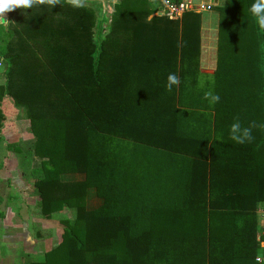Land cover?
<instances>
[{
  "label": "trees",
  "instance_id": "obj_1",
  "mask_svg": "<svg viewBox=\"0 0 264 264\" xmlns=\"http://www.w3.org/2000/svg\"><path fill=\"white\" fill-rule=\"evenodd\" d=\"M147 3L121 0L110 23L61 0L8 12L0 25V155L26 165L39 215L64 229L31 264H264L255 214L264 130L251 143L230 138L237 118L264 123L254 0L216 7L213 74L201 71L202 14L147 21L157 12ZM170 73L181 81L171 92ZM17 122L29 127L26 146ZM7 124L18 142L5 138Z\"/></svg>",
  "mask_w": 264,
  "mask_h": 264
},
{
  "label": "rangeland",
  "instance_id": "obj_2",
  "mask_svg": "<svg viewBox=\"0 0 264 264\" xmlns=\"http://www.w3.org/2000/svg\"><path fill=\"white\" fill-rule=\"evenodd\" d=\"M88 6L90 8L96 9L97 6H99V0H89ZM99 12L102 13L100 8H98L97 10V16L100 15ZM108 16H103L102 19L107 20L109 19ZM9 17H10L9 15L8 17L5 15V20L8 22H9ZM218 25H219V13L216 10L202 14V31H201V35H202L201 59L203 60L202 67L207 69L209 71L208 73L211 74L214 73L213 70L216 68L217 65ZM0 82H4V78H1ZM17 123H18L17 134L21 135L20 141L17 139L18 137L16 136V133H12V128L10 124L6 125L7 129H5L4 131V136L9 141L17 140V142L19 141L22 146H26L27 145L26 142L30 141L31 137L29 135L28 136L25 135L26 126L22 127L21 122L20 123L17 122ZM20 162L21 161L19 160V157H17L15 154L11 153L9 158H7V156L0 155V166L2 165V167L0 168V197L3 198L4 200H8L7 199L8 197L10 199L6 202L8 207L7 206L5 207L6 215L3 219V225L12 224L11 223L12 220L17 224H20V221L22 222L24 221L23 217L28 216V219H30V221H32L33 224L39 228L38 226L39 223H42L39 220H41L42 217L39 215V210L37 207L38 198L33 192L32 181L30 182L31 178L30 177L23 178L22 169L23 166L26 167V165L25 164L23 165ZM22 162L24 161L22 160ZM66 179L71 180L69 177ZM79 179H81V177L77 175V180ZM99 203L100 201L97 200L95 197H93L92 199H90V208L97 207ZM4 206L5 205H3L2 207L3 209ZM17 212H19V214L20 212H24V213L26 212L27 215H22L20 217H17L16 216ZM59 239L60 238L54 239V243H52V245L58 244ZM52 245L50 244L49 248L52 249L53 248ZM5 250H6L5 245L0 241V252H5ZM35 256L37 257V255L35 254L33 258Z\"/></svg>",
  "mask_w": 264,
  "mask_h": 264
},
{
  "label": "crops",
  "instance_id": "obj_3",
  "mask_svg": "<svg viewBox=\"0 0 264 264\" xmlns=\"http://www.w3.org/2000/svg\"><path fill=\"white\" fill-rule=\"evenodd\" d=\"M121 1V0H120ZM222 4L225 2V0H221ZM149 3V4H148ZM147 3V9H150L154 7L156 10H158V0H148ZM92 5V4H90ZM100 6V7H99ZM98 8L102 11L99 12L100 19H102L103 16H108L109 22L112 21V16L115 12L111 14H106L104 15L102 6L99 3ZM92 7V6H91ZM95 9V10H96ZM6 16L9 14L6 13ZM154 17H161L157 12L149 15L147 17V21H151ZM110 24V23H109ZM203 60L201 59V71L203 73H208L209 71L205 68L202 67ZM215 69L213 70V72ZM212 72V73H213ZM211 74V73H209ZM28 126H26V131L28 130ZM17 130H18V123H17ZM70 178L71 180H67L66 178ZM83 180V176H79ZM63 181H77V175H64L62 176ZM239 195V191L237 193ZM241 196V195H240ZM8 200L9 197L7 198ZM97 199V198H96ZM3 200V203L0 205V213H2V216H0V241L5 245V252H0V264H31L36 259L41 258L46 252L50 251L51 248H49V245L54 243V239L60 238L59 242L62 238L63 234V226L60 224L58 220H46L42 218L39 220L42 223H39V228L36 227L30 219H28V216H24V221H20V224H17L16 222L11 221L12 224L10 225H3V219L6 215V210L5 207L7 205L8 200ZM98 200V199H97ZM255 200L254 198H251L248 200V204L252 203V201ZM6 203V204H5ZM88 207H90V199L87 202ZM4 206V209L2 208ZM264 203H257L256 204V219L258 222V232H257V240L259 239V227H260V217L257 214V209L261 206H263ZM17 206V205H16ZM19 208V207H17ZM7 209V208H6ZM22 215H27L25 212H17L16 216L20 217ZM27 217V219H26ZM259 242V240H258ZM59 244V243H58ZM58 244L52 245L53 248L57 246ZM37 255L33 258L34 255Z\"/></svg>",
  "mask_w": 264,
  "mask_h": 264
},
{
  "label": "clouds",
  "instance_id": "obj_4",
  "mask_svg": "<svg viewBox=\"0 0 264 264\" xmlns=\"http://www.w3.org/2000/svg\"><path fill=\"white\" fill-rule=\"evenodd\" d=\"M65 2L75 9H83L89 5V0H65ZM99 3L105 13L111 14L115 12V8L120 3V0H99ZM60 4L61 0H0V25L6 26L8 21L5 20V14L18 8L32 9L39 6L53 8ZM250 12L255 18L259 29L264 31V0H254V3L250 7ZM180 83L179 76L175 73H170L167 77L166 90L171 92L173 87H178ZM204 99L214 106L216 103H219L220 96L212 91H207L204 94ZM255 128L264 130V123L257 124L253 121L249 126L245 127L240 123L239 118H237L230 127V138L239 144L251 143L254 140L252 132Z\"/></svg>",
  "mask_w": 264,
  "mask_h": 264
},
{
  "label": "built area",
  "instance_id": "obj_5",
  "mask_svg": "<svg viewBox=\"0 0 264 264\" xmlns=\"http://www.w3.org/2000/svg\"><path fill=\"white\" fill-rule=\"evenodd\" d=\"M157 13L170 21L180 22L189 13L203 14L212 12L222 4L221 0H158ZM8 17V16H7ZM260 217L259 244L261 252L256 260L264 263V205L257 209Z\"/></svg>",
  "mask_w": 264,
  "mask_h": 264
}]
</instances>
